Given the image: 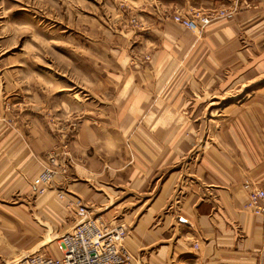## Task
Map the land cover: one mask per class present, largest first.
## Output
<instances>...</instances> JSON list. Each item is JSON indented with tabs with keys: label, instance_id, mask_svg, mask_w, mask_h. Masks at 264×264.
Wrapping results in <instances>:
<instances>
[{
	"label": "rangeland",
	"instance_id": "374dc122",
	"mask_svg": "<svg viewBox=\"0 0 264 264\" xmlns=\"http://www.w3.org/2000/svg\"><path fill=\"white\" fill-rule=\"evenodd\" d=\"M254 7L207 9L199 0H0L1 77L29 103L38 94L42 130L52 139L41 172L52 154L57 159L52 183L44 187L41 172L34 180L29 220L19 233L0 222V264L37 250L58 255L56 241L82 220L72 204L77 201L90 217L125 228L135 264L173 243L169 183L177 181L178 191L182 171L210 149L217 133L210 122L264 102V48H245L254 41L253 18L239 17ZM198 12L211 23L192 30L174 20L179 14L195 20ZM214 24L234 40L239 32L244 47L229 52L237 64L206 41ZM112 107L114 114L138 118L112 121ZM83 127L95 133L88 144ZM100 163L112 171L107 180L81 173Z\"/></svg>",
	"mask_w": 264,
	"mask_h": 264
},
{
	"label": "crops",
	"instance_id": "0c3cea01",
	"mask_svg": "<svg viewBox=\"0 0 264 264\" xmlns=\"http://www.w3.org/2000/svg\"><path fill=\"white\" fill-rule=\"evenodd\" d=\"M199 1L207 9L222 4H254L239 16L253 18L254 41L245 48H264V0ZM238 33L234 40L230 30L214 24L206 41L213 51L226 52L224 60L237 58L231 63L237 64L238 56L229 57V52L244 47ZM205 50L203 46L199 51ZM200 82L206 84L208 80ZM31 99L27 102L15 87L8 89L0 74V209H10L6 215L0 213V222L13 226L16 234L29 220L25 209L30 204V192L37 190L34 180L44 167L45 149L52 144L50 134L42 130L38 94L33 93ZM114 111L112 107L110 114ZM234 113L223 123L208 124L211 132H217L216 139L210 141V149L191 161L186 173L182 171L179 190L174 189L177 181L169 183L173 243L154 257L148 256V261L142 256L140 264H264V216L247 211L248 191L244 188L252 182L264 189V102L241 106ZM137 118L117 113L111 120ZM91 130L82 128L84 144L94 136ZM96 167L81 173L107 180L112 171L101 163ZM8 201L14 203H3ZM180 218L187 223H181Z\"/></svg>",
	"mask_w": 264,
	"mask_h": 264
},
{
	"label": "built area",
	"instance_id": "2783aa9c",
	"mask_svg": "<svg viewBox=\"0 0 264 264\" xmlns=\"http://www.w3.org/2000/svg\"><path fill=\"white\" fill-rule=\"evenodd\" d=\"M217 12L225 13V10ZM174 20L189 29H196L211 23V16L198 12L195 20L175 15ZM57 159L54 154L49 157V164L39 175V181L44 187L57 174L54 168ZM248 191L245 204L247 211L264 216V189L252 182L244 185ZM78 207L82 216L72 229L65 232L56 241L58 255L52 252L37 250L15 261L14 264H135L136 259L125 245V228L122 226L105 225L99 218L90 217L87 207L79 201L72 202ZM181 223H187L180 218Z\"/></svg>",
	"mask_w": 264,
	"mask_h": 264
},
{
	"label": "bare ground",
	"instance_id": "6f19581e",
	"mask_svg": "<svg viewBox=\"0 0 264 264\" xmlns=\"http://www.w3.org/2000/svg\"><path fill=\"white\" fill-rule=\"evenodd\" d=\"M34 252V251H33ZM28 254H31V253H28Z\"/></svg>",
	"mask_w": 264,
	"mask_h": 264
}]
</instances>
